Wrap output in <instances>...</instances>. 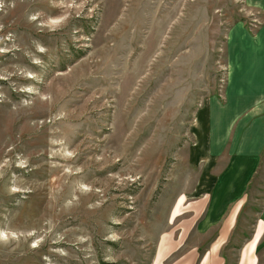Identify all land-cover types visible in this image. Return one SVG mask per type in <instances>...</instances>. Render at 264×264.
<instances>
[{
    "label": "rangeland",
    "instance_id": "1",
    "mask_svg": "<svg viewBox=\"0 0 264 264\" xmlns=\"http://www.w3.org/2000/svg\"><path fill=\"white\" fill-rule=\"evenodd\" d=\"M256 14L244 0H9L0 264H154L163 236L164 264L201 254L189 227L194 118L224 98L228 28L255 27ZM260 154L223 264L236 263L262 206Z\"/></svg>",
    "mask_w": 264,
    "mask_h": 264
},
{
    "label": "crops",
    "instance_id": "2",
    "mask_svg": "<svg viewBox=\"0 0 264 264\" xmlns=\"http://www.w3.org/2000/svg\"><path fill=\"white\" fill-rule=\"evenodd\" d=\"M244 1L257 10L259 20L255 27L239 20L228 28L224 98L210 99L194 118L192 149L201 166L190 193L196 204L190 206L194 218L189 227L204 249L201 254L196 246L186 252L190 257L185 264L197 257L198 264L224 263L222 245L237 221L264 149V0ZM184 206L181 196L174 215ZM167 248L163 236L154 264H164ZM235 264H264V200Z\"/></svg>",
    "mask_w": 264,
    "mask_h": 264
},
{
    "label": "built area",
    "instance_id": "3",
    "mask_svg": "<svg viewBox=\"0 0 264 264\" xmlns=\"http://www.w3.org/2000/svg\"><path fill=\"white\" fill-rule=\"evenodd\" d=\"M9 0H6V2H0V11L6 6Z\"/></svg>",
    "mask_w": 264,
    "mask_h": 264
},
{
    "label": "bare ground",
    "instance_id": "4",
    "mask_svg": "<svg viewBox=\"0 0 264 264\" xmlns=\"http://www.w3.org/2000/svg\"><path fill=\"white\" fill-rule=\"evenodd\" d=\"M0 2H6V0H0Z\"/></svg>",
    "mask_w": 264,
    "mask_h": 264
}]
</instances>
